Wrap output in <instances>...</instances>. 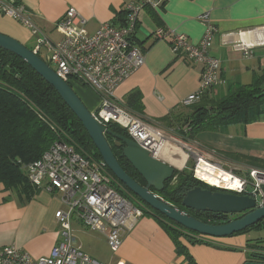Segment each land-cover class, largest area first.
Segmentation results:
<instances>
[{"label": "crops", "instance_id": "crops-1", "mask_svg": "<svg viewBox=\"0 0 264 264\" xmlns=\"http://www.w3.org/2000/svg\"><path fill=\"white\" fill-rule=\"evenodd\" d=\"M14 1L23 4L39 31L55 42L60 40L55 25L69 8H74L87 20L86 30L92 34L102 23L121 25L125 5L139 0ZM163 2L155 10L144 8L138 16V31L134 40L145 62L117 88L115 95L121 103L125 94L138 89L146 119H160L171 111L185 108L180 103L197 91L202 66L174 56L169 41L155 39L154 32L159 28L170 29L197 44L204 31L199 17L204 13L208 14L209 23L216 28L209 53L220 61L218 74L223 81L204 97L222 98L234 93L241 86L251 84L264 69V0ZM16 24L23 30L24 38L10 36L24 46L25 43L31 45L32 50L37 37L18 22ZM11 27L12 31H17L14 26ZM140 28L148 36L140 32ZM80 86L76 84L75 93L90 112L95 111L97 96L90 89ZM152 126L165 132L159 124ZM194 143L204 150L206 157L212 158L215 153L213 159L242 175L251 167L247 165L246 157L264 159V113L258 121L247 125H231L220 132H200ZM182 153L172 151L157 159L175 170H182L187 163ZM62 209L61 196L56 191L38 190L31 200L21 202L0 184V247L15 246L35 258L48 256L59 236L54 214ZM149 213H143L137 219L116 253L110 252L103 234L88 231L73 219L71 226L75 245L91 258L106 264L117 261L125 264H243L249 259L253 239H248L247 233L220 239L206 237L202 239L209 243L196 244L180 238L181 247H177L153 213Z\"/></svg>", "mask_w": 264, "mask_h": 264}, {"label": "built area", "instance_id": "built-area-1", "mask_svg": "<svg viewBox=\"0 0 264 264\" xmlns=\"http://www.w3.org/2000/svg\"><path fill=\"white\" fill-rule=\"evenodd\" d=\"M163 1L128 2L121 25L102 23L92 34L86 30L87 20L74 8H69L55 25L60 34V40L55 42L39 31L23 4L0 0V13L37 37L31 51L40 58L45 50L48 60H42L49 67L52 65V70L61 80L78 83L97 96L98 107L90 113L98 124L105 128L116 124L126 131L130 140L154 155L155 145L163 141V132L124 108L115 92L145 62L134 40L140 12L144 8L158 9ZM199 20L204 31L197 44L170 29L159 28L154 32L155 39L169 41L174 56L202 66L197 91L180 103L185 108L197 104L209 90L223 84L218 74L220 61L209 53L216 28L209 23L207 13L202 14ZM185 144L187 151L196 159L192 169L195 179L216 190L253 199L254 209L264 207V170L249 168L242 175L232 169L223 170L214 160L205 158L194 142ZM201 159L235 177L236 185L232 187L223 182L216 187L200 180L196 172ZM23 169L33 187L56 191L61 196L64 209L54 214L59 225L58 242L48 256L40 258L32 257L15 246L0 247V264H106L91 258L75 245L71 226L73 219L86 230L103 234L110 252L116 253L124 236L143 215L142 203L139 208L125 197L126 192L120 182L102 160L78 153L63 142H55L39 159ZM199 237L209 243L202 239L206 237ZM114 264L125 263L117 261Z\"/></svg>", "mask_w": 264, "mask_h": 264}, {"label": "trees", "instance_id": "trees-1", "mask_svg": "<svg viewBox=\"0 0 264 264\" xmlns=\"http://www.w3.org/2000/svg\"><path fill=\"white\" fill-rule=\"evenodd\" d=\"M67 84L74 90L73 87L78 83ZM121 104L146 123L159 124L181 141L192 143L200 132H220L228 126L247 125L261 118L264 113V69L255 76L251 84L241 86L234 93L222 98L203 97L200 102L190 106L189 113L183 117L176 111H171L160 119H146L141 92L138 89L125 94ZM107 129L129 139L126 131L116 124L108 125ZM105 138L120 167L132 180L144 187L143 179L121 156L124 144L110 135H105ZM55 142H63L72 146L78 153L101 160L81 123L56 91L22 59L0 49V184L3 189L16 195L21 202L31 200L38 189L28 181L23 168L39 159ZM246 160L250 168L264 170V159L246 157ZM192 169V165L186 164V168L174 171L172 178L164 183L161 192H154L152 189L151 191L178 210L201 222L211 224L181 207L183 195L195 187L216 190L195 179ZM120 185L123 191L141 203L122 183ZM142 210L143 213L151 214L146 205ZM152 215L177 247H181L180 238L190 244L205 243L196 234L159 213L153 211ZM207 215V218L213 220L211 213ZM221 216L224 215L219 214L216 218ZM260 227L257 225L239 234ZM257 244L259 241L253 240L252 248L258 247Z\"/></svg>", "mask_w": 264, "mask_h": 264}, {"label": "water", "instance_id": "water-1", "mask_svg": "<svg viewBox=\"0 0 264 264\" xmlns=\"http://www.w3.org/2000/svg\"><path fill=\"white\" fill-rule=\"evenodd\" d=\"M139 30L145 36H148V33L143 28ZM0 49L22 59L56 91L62 101L81 123L83 129L100 154L101 160L112 175L132 195L148 206L150 212H157L169 221L196 235L213 239L237 235L264 220V207L254 209L255 204L253 199L247 196L235 195L224 191L221 192V190L211 191L195 187L183 195L181 206L199 214L211 213L214 217L219 214L237 215L247 213L231 222L214 225L201 222L164 202L153 191L161 192L164 189V183L171 179L174 174L175 169L173 167L163 163L134 141L117 135L98 124L75 91L66 82L61 80L41 58L17 40L0 34ZM105 135H110L124 144L121 156L125 158L143 179L145 182L144 187L132 180L120 167ZM262 190L264 191V187ZM243 264H264V255H259L256 258L255 254H249V259Z\"/></svg>", "mask_w": 264, "mask_h": 264}, {"label": "rangeland", "instance_id": "rangeland-1", "mask_svg": "<svg viewBox=\"0 0 264 264\" xmlns=\"http://www.w3.org/2000/svg\"><path fill=\"white\" fill-rule=\"evenodd\" d=\"M11 26H14V28H16L17 31H12V27ZM6 28H9V30L6 29ZM0 34L6 35V36H8L10 38H13L10 35H14L15 37H19L20 36L22 39L24 38V35H25L24 32H23V30L18 26V24H16V22H14L13 20H10V19L5 18L1 13H0ZM54 38H56V37H54ZM25 45H26L25 46L26 48H28V49L31 48V45H27V43H25ZM40 58L43 59V60H45V61L48 60V55L45 52V50L42 51V53L40 54ZM50 68L53 69L52 65H50ZM84 89H87V88L84 87ZM188 108H191V107L180 108V110H177L176 113L183 117L187 113H189L190 110H188ZM162 134H163V141H162V143L163 142L164 143L167 142L169 145L171 144V146H173V147L178 148L179 150H181L186 155V159H187V163L186 164L188 166H191V165L194 166V164L196 163V159H195L194 156L190 155V153L187 151L186 146H184L185 142L181 141L174 134H172L170 132L165 131ZM201 151H203V153H204V150L203 149ZM209 154L211 155V153H209ZM214 155H215V153H214ZM214 155L211 156L212 158L206 157L205 155H204V157L207 158V159L214 160L216 163H218L222 167L223 170H231L232 169L230 166L224 165L223 163H220L217 160L213 159ZM23 172L25 174V170L24 169H23ZM238 174H240V173H238ZM231 194H234V193H231ZM125 197L130 202H132L135 206H137L139 208L141 207L140 204L142 202L140 203L135 198H133L130 194H127L126 193ZM144 206H142V207H144ZM183 209H184V211H187V209H185V208H183ZM246 236H247L248 239H253V240L254 239H257L259 241V244H257L259 246L256 247L255 249L252 248L251 250H253V251H256L257 250V251H260V252H262L264 250V224L259 229L250 230L249 232H247ZM248 258H249V256H248Z\"/></svg>", "mask_w": 264, "mask_h": 264}, {"label": "bare ground", "instance_id": "bare-ground-1", "mask_svg": "<svg viewBox=\"0 0 264 264\" xmlns=\"http://www.w3.org/2000/svg\"><path fill=\"white\" fill-rule=\"evenodd\" d=\"M172 151L173 152L180 151V153H182L181 150L171 146V144L169 145L167 142L166 143L160 142L159 145L156 144L154 147V153H155L154 156L156 158L163 157L167 155V153H170ZM182 155L186 157L185 154L182 153ZM196 175L200 180L204 181L205 183L211 186L220 187V185L223 182H227V184H229L232 187L236 185L235 177H230V175L227 172L219 169L214 165L207 163L203 159H201L198 162V170L196 172Z\"/></svg>", "mask_w": 264, "mask_h": 264}, {"label": "flooded vegetation", "instance_id": "flooded-vegetation-1", "mask_svg": "<svg viewBox=\"0 0 264 264\" xmlns=\"http://www.w3.org/2000/svg\"><path fill=\"white\" fill-rule=\"evenodd\" d=\"M212 191H215V190H212ZM221 192H223V191H221ZM228 193H230V192H228ZM190 211V210H189ZM191 213L192 214H195L196 216H198L200 219H202V220H205V221H207L208 223H211V224H214V225H216V224H224V223H227V222H231V221H233V220H235V219H239V218H241L243 215H245V213H247V212H245V213H242V214H237V215H224L223 217L221 216V217H214L213 218V220H210L209 218H207L208 217V213L206 214V213H201V214H199V213H195V212H193V211H191ZM215 219V220H214ZM264 224V220H262L261 222H259L258 224H256L255 226H262ZM255 226H252V227H255ZM251 227V228H252ZM248 230V229H247ZM249 254H255V256H256V258H257V256H259V255H264V250L262 251V252H260V251H250V253ZM253 259V258H252ZM253 260H256L255 258L253 259Z\"/></svg>", "mask_w": 264, "mask_h": 264}]
</instances>
